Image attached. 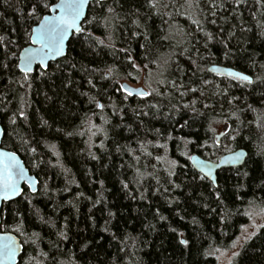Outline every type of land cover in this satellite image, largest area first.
I'll return each mask as SVG.
<instances>
[{
	"label": "trees",
	"instance_id": "16d2710c",
	"mask_svg": "<svg viewBox=\"0 0 264 264\" xmlns=\"http://www.w3.org/2000/svg\"><path fill=\"white\" fill-rule=\"evenodd\" d=\"M35 3L0 0L3 147L39 179L36 193L25 188L2 211V230L24 245L18 264H216L250 208L264 207V0H160L156 8L147 0L94 1L91 23L66 56L26 83L14 65L25 33L48 13L40 6L29 16ZM211 64L253 81L211 73ZM122 80L154 86L132 96L117 90ZM205 81L213 105L184 107V92ZM220 96L238 102L224 112L214 104ZM221 122L229 130L218 143ZM238 148L247 150L245 162L220 169L217 185L199 179L189 159L218 160ZM230 264H264V225Z\"/></svg>",
	"mask_w": 264,
	"mask_h": 264
},
{
	"label": "snow or ice",
	"instance_id": "6c2138e0",
	"mask_svg": "<svg viewBox=\"0 0 264 264\" xmlns=\"http://www.w3.org/2000/svg\"><path fill=\"white\" fill-rule=\"evenodd\" d=\"M160 0H147L148 6L150 8H156ZM241 0H236V4L239 5ZM97 4L101 3V0H96ZM89 4V0H58L56 3H48V0H37V3L33 4L31 10L29 11V16L37 15V8L42 6L43 9L47 10L50 14L44 15L41 23L35 27L31 28L28 32L25 33V44L27 45L21 51L19 56V63L15 64L14 67L19 69L22 74V79L27 83L30 75L33 73L34 64L44 70L48 68L47 60L49 57L55 58L59 56H64L66 52V40L69 38L70 33H84L85 29L82 27L85 23H91L87 19L85 14V8ZM213 7L215 4L212 5ZM108 12L112 13L113 9L108 8ZM95 17H93V20ZM134 24H137V21H133ZM194 23H197L194 21ZM215 23V21H213ZM203 31V29H201ZM139 33H133V36L138 35ZM208 39H212L210 33H206ZM3 38L0 37V44H2ZM11 43V41H10ZM102 43V42H101ZM7 48V45H3ZM144 47V45H141ZM121 51H126L121 49ZM15 56V53H12ZM227 55V53H225ZM129 60L132 58L129 56ZM155 63V61H153ZM133 68H138L133 61ZM3 67L7 69L9 65L7 63L3 64ZM59 67V65L57 66ZM65 67L75 68V64L66 62ZM215 71L216 69H212ZM111 74L112 69L107 70ZM46 71L40 73V75H47ZM131 75V73H129ZM38 78V77H37ZM238 79L243 82L252 83V78L243 73L239 74ZM71 83V81H69ZM91 84V80H89ZM208 83V81H205ZM30 87V84H27ZM118 91H123L127 95H133L132 90L127 84H119ZM194 91V89H193ZM140 96L150 95L146 90L141 89L138 93ZM183 95V93H181ZM127 99V96H125ZM194 103V102H193ZM98 107H103V105L97 104ZM187 107V106H186ZM207 107V105H205ZM16 114H13V123L15 122L14 117ZM147 115V113H144ZM19 116L24 117V111L19 112ZM2 131V130H0ZM34 152L35 149H32ZM245 154L240 152L233 153V163H241V158ZM159 159V158H158ZM189 159H194V157H189ZM173 164L176 162L173 161ZM203 167H210L208 163L201 162ZM39 167V165H36ZM199 166V165H198ZM201 170H203L201 168ZM211 176V171L209 170L204 176H200L199 179L204 180L205 178ZM197 177H193L196 179ZM30 179V178H28ZM26 180V170L21 165L20 161L16 158V153L14 152H4L0 150V199L8 200L11 197H14L19 192V182ZM103 183V182H101ZM213 185L216 184V180L212 177ZM29 187L32 188V191L35 192L36 189L31 184ZM127 187V185H125ZM179 187V185H176ZM160 219H165L163 216ZM107 230V229H105ZM175 231V229H173ZM254 234V233H253ZM63 236L64 234L61 233ZM67 237L65 236V239ZM248 238V237H245ZM239 239V238H238ZM180 243L183 245L188 244V240L181 239ZM236 246V243L233 242V247ZM20 245L17 244V241L12 236L5 233L0 237V264H15V260L18 254ZM238 253L233 252L232 255L235 256Z\"/></svg>",
	"mask_w": 264,
	"mask_h": 264
},
{
	"label": "water",
	"instance_id": "95a60500",
	"mask_svg": "<svg viewBox=\"0 0 264 264\" xmlns=\"http://www.w3.org/2000/svg\"><path fill=\"white\" fill-rule=\"evenodd\" d=\"M94 1H96V0H89V4L85 8L86 17L88 15L89 7H90L91 3L94 2ZM101 1H107V0H101ZM47 14H50V13L48 12ZM41 21H42V19L33 28L37 27L41 23ZM82 27H83V25H82ZM75 34L76 33H70L69 38L65 42L66 43L65 55L64 56L55 57V58L49 57L48 60L46 61L48 66H49L50 63L55 62V61H57V60H59V59H61V58L66 56L67 51H68V47H69V42H70L71 38ZM20 54H21V52H20ZM20 54H19V56H20ZM18 63H19V60H18ZM33 68H34V71L37 68H39L38 64H34ZM212 69H216V70L213 71ZM208 70L211 73H214L216 75L227 76V77H232V78H237V79H238L239 74H241V73H243L244 75L250 76L249 74H247L245 72H242L240 70H237V69H235L233 67H229V66H225V65H221V64H211L208 67ZM250 77L252 78V76H250ZM252 81H253V78H252ZM122 83L127 84L130 87V89L133 92L132 96H140L137 93L141 89H144V90H146L148 92V89H146L144 86H137L135 84L130 83L129 81H123ZM0 130H2V131H0V150H3L4 152H9V153H11V152L16 153V158L20 161L21 165L26 170V180H23V181L19 182V192H18V194L15 195L14 197H11L8 200L0 199V237H2L5 233H7L8 235H10V236H12L13 238L16 239L17 244L20 245L16 260H15V264H18L20 259H21L22 254H23V251H24V245H23V243L21 241V238L17 234H15L14 232H11V231H3L2 230V223H3V221H2V211H3V208H4L5 204L10 203V202L15 201L18 198H20L23 195L25 188H27L31 193H36L38 191V189H39V179L34 173H32L30 168L26 165L25 161L22 159V157L17 152L3 147V139H4V135H5V130H4V126L2 125L1 121H0ZM224 134H225L224 131H221V132L216 134V139H217L218 143L221 142V138L224 136ZM240 151H242L245 154L241 158L242 162L241 163H233V153L234 152H240ZM247 155H248V152H247V150L245 148H238L236 150H233V151L225 153L218 160H209V159L203 158L198 153H194V154L191 155V157H194V159H190V161H191L192 165L194 166V168L199 173H201L203 176L206 173H208L209 170H210L211 171V176L207 177V179L212 182V177H214L215 180H216V184L215 185H217L218 184V181H217V173H218V171L220 169H222V168L236 167V166L242 165L245 162V160L247 158ZM201 162L208 163L210 167H203ZM201 168L203 170H201ZM28 178H30V179H28ZM29 184H31L33 187H35V189H36L35 192L32 191V188L29 187Z\"/></svg>",
	"mask_w": 264,
	"mask_h": 264
},
{
	"label": "rangeland",
	"instance_id": "374dc122",
	"mask_svg": "<svg viewBox=\"0 0 264 264\" xmlns=\"http://www.w3.org/2000/svg\"><path fill=\"white\" fill-rule=\"evenodd\" d=\"M213 77L210 82H214L216 80H219L220 78ZM161 79V78H158ZM123 81H129V80H122ZM229 81V80H228ZM132 84H135L137 86H144L149 91L151 90V86H154V84L149 80L148 84L145 81L140 82H131ZM150 84V86H149ZM207 85V83H201L198 86L189 88L184 92V95L182 97V104L186 108H192V109H202V107H205V105H213V102L209 100V97L207 93H205L204 88ZM194 89V91H193ZM194 102V103H193ZM238 102V98L236 97H226L222 98V96L218 97L217 101L214 102L216 104L217 108L221 111H227L230 108H233ZM216 133H219L221 131H224L227 133L229 130V124L226 122H221L216 125ZM235 131L232 132L230 135H227L223 138L222 145L228 146L231 140L234 138ZM250 219L247 223H245L242 226V229L240 233L238 234L236 238V246L231 247L229 249H220L217 251V262L216 264H230L232 260L235 258V256L232 255L233 252L239 253L243 247V245L254 235L258 232L261 226L264 225V207L256 208L252 207L249 211ZM254 233V234H253ZM248 237V238H245ZM239 238V239H238Z\"/></svg>",
	"mask_w": 264,
	"mask_h": 264
}]
</instances>
